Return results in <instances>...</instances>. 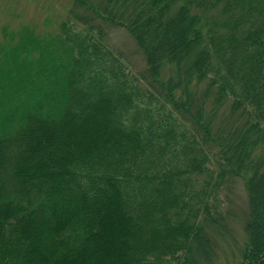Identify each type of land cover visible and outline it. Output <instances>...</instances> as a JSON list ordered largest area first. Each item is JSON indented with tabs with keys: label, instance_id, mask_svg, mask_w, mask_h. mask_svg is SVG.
Segmentation results:
<instances>
[{
	"label": "trees",
	"instance_id": "16d2710c",
	"mask_svg": "<svg viewBox=\"0 0 264 264\" xmlns=\"http://www.w3.org/2000/svg\"><path fill=\"white\" fill-rule=\"evenodd\" d=\"M61 8L53 30L18 22L0 36V264H212L243 177L240 264H264V0ZM163 19L177 35L147 39Z\"/></svg>",
	"mask_w": 264,
	"mask_h": 264
},
{
	"label": "rangeland",
	"instance_id": "374dc122",
	"mask_svg": "<svg viewBox=\"0 0 264 264\" xmlns=\"http://www.w3.org/2000/svg\"><path fill=\"white\" fill-rule=\"evenodd\" d=\"M53 5V14L50 18L51 23L45 25L42 20L48 16V14L43 10V7L49 5L44 4L45 0H0V36L2 30L6 26H15L18 22L30 23L33 21L37 24L38 31L44 33L47 30H53L55 26L56 15L60 14L61 2L64 0H49ZM158 17V16H157ZM22 18L21 20H19ZM42 23V24H41ZM166 20H155L153 25V30L147 29V39L151 40L153 38V32L159 26L162 27V31L157 32L159 34V40H163L165 36L173 38L177 35L179 30L167 29L165 25ZM51 26V27H50ZM158 26V27H157ZM10 28V27H8ZM110 40L111 42L120 50V52L125 53L127 59L130 63L135 65V68L140 71L144 67V59L140 51L136 48L131 38L123 31L117 29H111ZM161 40V42H162ZM165 71L162 73V77H166L169 72H171L168 67H163ZM214 108V103L211 101L208 104V111L210 112ZM213 111V110H212ZM215 117L216 126L219 128L229 129L228 124L231 121L229 116V109L224 106ZM208 112V113H209ZM232 126V125H231ZM247 177L236 178L233 181L232 189L230 191L231 201H223L222 210L223 214L229 221V229H222V236L217 235L216 241L217 245V257L212 264H240L242 260V250L245 247L247 234L245 232L244 222L249 213V198L248 192L246 190ZM258 189V196L264 201V185L256 183ZM226 199V197H224ZM264 207V202L262 203ZM264 215V214H263ZM256 226L264 227V221L258 220Z\"/></svg>",
	"mask_w": 264,
	"mask_h": 264
}]
</instances>
